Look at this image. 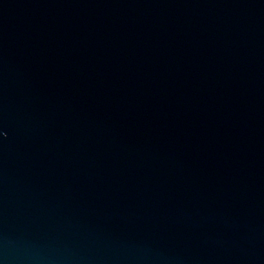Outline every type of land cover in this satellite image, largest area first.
I'll use <instances>...</instances> for the list:
<instances>
[{"label":"water","instance_id":"95a60500","mask_svg":"<svg viewBox=\"0 0 264 264\" xmlns=\"http://www.w3.org/2000/svg\"><path fill=\"white\" fill-rule=\"evenodd\" d=\"M0 264H264V0H0Z\"/></svg>","mask_w":264,"mask_h":264}]
</instances>
